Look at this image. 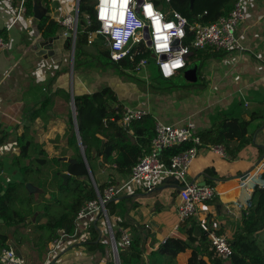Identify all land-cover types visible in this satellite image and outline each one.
Listing matches in <instances>:
<instances>
[{
	"label": "crops",
	"instance_id": "0c3cea01",
	"mask_svg": "<svg viewBox=\"0 0 264 264\" xmlns=\"http://www.w3.org/2000/svg\"><path fill=\"white\" fill-rule=\"evenodd\" d=\"M35 2L39 0H33V9ZM20 3L21 0H0V34L8 42V49L0 55V162L4 165L0 172V184L12 180L17 173L12 160L20 153L18 137L24 133L27 123L35 124L41 120L46 126L56 124L62 114L57 109L68 107L72 112L73 96L90 95L109 87L123 108H143L155 119V123L165 125L178 126L192 121L200 135L218 128L232 117L240 116L244 122L242 137H246L247 141L245 144L237 140L230 143L237 158L225 159L204 147L189 170L186 181L211 185L215 197L199 207L197 215L187 223L184 231V223L176 230L177 187L166 184L153 192L134 191L127 186L130 177L118 180L116 184L122 188L118 198L124 195L131 201L127 202L131 210L124 222L126 226L120 228L128 229L133 240L140 238L144 258L142 264H149V258L170 238L186 241V231H190L192 226H199L202 232L207 229L217 231L232 241L243 220V210L237 203L248 204L255 187H262L264 183L261 178L264 173V0H243L248 19L239 27L237 34L246 51L212 52L207 49L192 52L187 58L185 70L169 80L163 79L159 73L154 83L146 82L145 94L134 83L132 76L135 73L120 75L114 66H105L99 60L101 55L97 48L102 46L95 44L101 42L99 37L94 44L83 48L75 68V58L74 63L72 61L73 33L63 26L62 20L68 15L75 16L78 0L44 1L43 7L48 10L44 17H49L60 27L59 33L51 38L43 36L39 20L35 19L34 11L33 14L28 12L26 4V12L19 14ZM85 17L80 21L81 27L86 26ZM188 68L192 70L187 72ZM38 70L39 77L36 75ZM143 72L144 77H149L148 69ZM185 74L194 80L187 82L191 92L185 88L172 93L168 87L162 86L178 77L184 79ZM58 91L70 94L69 104L61 99L44 118L30 119L31 110L38 109L46 97ZM119 104L113 103L112 107L116 108ZM62 117L65 118L64 115ZM68 118L65 122L66 138ZM127 134L136 142L134 131ZM39 144L50 157L53 156L43 142ZM62 148H56L55 154ZM98 177L107 182L111 179L103 171L98 172ZM38 216L39 213L35 220L33 216L30 221H34L30 224L34 225V236L29 234L31 226L25 236L18 232V227L8 229L0 226V233H7L9 246L23 264H114L110 234L104 224L97 229L99 235L92 230L89 232V240L81 237L75 242L64 240L57 248L56 239L52 240L40 252L43 253L41 261L32 259L30 252L21 250V253L18 246L24 249L26 239L35 244L33 248L38 252V239L42 234L35 225ZM114 218L121 221L116 215ZM46 220L41 218L39 222L45 223ZM63 231H59V236ZM86 231L81 226L83 235ZM19 239L23 240L22 245ZM94 244L96 246H92ZM84 247L95 249V252L87 254ZM53 248L55 253L49 256ZM189 256L190 251H187L172 261L164 259L158 263L180 264L184 260L186 264Z\"/></svg>",
	"mask_w": 264,
	"mask_h": 264
},
{
	"label": "trees",
	"instance_id": "16d2710c",
	"mask_svg": "<svg viewBox=\"0 0 264 264\" xmlns=\"http://www.w3.org/2000/svg\"><path fill=\"white\" fill-rule=\"evenodd\" d=\"M238 1L195 0L193 8H191V0H172L169 5L181 13L190 25H194L196 23H214L221 17L229 15ZM156 4L159 7L162 6L160 2H156ZM26 5L28 12L33 14V0H27ZM95 13L96 0H80L79 20L82 21L86 15H89L92 25L81 27L79 24L75 68L78 66V58L83 48L89 46L90 33L96 32L100 28ZM39 26L45 38L54 37L60 31L58 24L51 21L49 17H44L39 21ZM99 38L98 41H104V37ZM194 39L195 34L188 29L186 43L190 44ZM97 51L101 55L99 60L105 66H114L120 75L130 76L133 73L134 64L128 60L116 63L111 59L110 49L101 47L97 48ZM192 52L198 51L192 49ZM61 99L64 100L65 104H69L70 94L58 91L51 94L50 97H46L38 109L31 110L30 119L44 118ZM74 101L79 133L87 162L97 188L103 192L110 184H117L119 183L118 180H126L130 177L132 168L139 159L150 153V142L156 134L155 119L148 115L133 125L132 133L134 131V136L137 137L136 142H133L132 138L119 125L123 114V105L118 103L117 95L111 88L105 87L90 95L75 96ZM113 103L119 105L114 108L112 107ZM243 124V119L240 116L224 121L218 128L200 135L203 145L224 146L229 159L230 157L231 159L237 158L236 152L230 148V143L233 140L240 141V144L246 143L247 138L242 137ZM66 136L72 154L68 156L67 149L62 148L60 154L50 157L47 150L30 133V125L25 127L24 133L18 137L17 142L20 153L12 160V165L17 168V173L12 180L3 185L0 184V221H2L0 226L8 229L18 227V232L25 236L32 223L30 222L32 217L39 213L35 225H37L36 229L44 234L40 240L44 241L45 246L59 237L60 230L73 234L77 227L76 220L80 209L86 202L97 198L95 186L77 142L71 111ZM193 146L194 144L189 142L169 149L165 152V162L169 164L172 157L189 150ZM63 157H68L69 160H75L77 163L64 162L61 159ZM3 166L0 162V172ZM101 171L111 177L109 182L98 177V172ZM64 173L72 175L67 184H64V180L61 178V174ZM261 178L264 181V173ZM27 184H31L37 191L30 192ZM59 193H65L66 199L69 198L70 194V199L65 202L63 198L57 195ZM50 195H54L53 199L50 198ZM128 201H130L129 198L121 195L108 206L110 218L115 215L121 218L118 223L111 219L117 242L120 237L119 228L126 226L124 222L128 219L131 210ZM52 202L63 207L64 212L54 215L51 210ZM250 203L252 206L249 214L243 217L239 232L230 241L233 250L230 264H264V250L259 244V234L264 231V183L262 187H255ZM136 206L137 204L133 205V207ZM41 218H46V222L40 223ZM190 221L182 225L183 231ZM91 230L93 233L98 232L95 226H91L90 232ZM46 232L48 233L45 235ZM186 235V241L170 238L149 258V264H159L158 261L164 259L172 261L187 251H190V256L186 264H223L215 249L206 240L204 231L201 236L197 237L194 235V227L192 226L190 231H186ZM18 242L20 245L23 244L21 239ZM3 248H11L8 244L7 233H0V250ZM119 255L121 262L124 258L122 264H131L132 262L142 264L144 258L140 238H134L129 251L124 252L119 248Z\"/></svg>",
	"mask_w": 264,
	"mask_h": 264
},
{
	"label": "built area",
	"instance_id": "2783aa9c",
	"mask_svg": "<svg viewBox=\"0 0 264 264\" xmlns=\"http://www.w3.org/2000/svg\"><path fill=\"white\" fill-rule=\"evenodd\" d=\"M100 0H96V20L100 24V28L89 35V44H94L98 37H104V41L95 43L98 46H106L111 51V59L119 63L123 60H128L134 64L133 73H141L148 69L151 60L156 62L160 76L163 79L169 80L174 78L180 72L187 68V58L191 54L192 49L197 51L210 50L212 52L223 51H238L243 52L246 49L242 46L240 36L237 34L239 27L248 19V15L244 10L243 0L235 3L231 13L227 16L221 17L214 23L201 24L196 23L190 25L188 20L179 12L172 10L169 13L164 12L156 2L171 3L172 0H147L154 6V10L163 14L162 23L174 22L176 28H181L184 32L182 39L175 36H170L169 51L162 50L159 54L156 51L155 44L157 41L154 39V29L150 19L144 15L143 5L146 0H130L128 5V13H126L125 24L112 25V29L105 32L102 27V22L98 19L97 5ZM19 14L26 12V0H21ZM86 26L92 25V20L89 15L85 17ZM131 23V27H129ZM63 26L68 31L74 34V39L77 38V30L80 24L78 8L75 16L68 15L62 20ZM119 27L122 31H131L132 35L127 37L126 43L119 49L113 47L116 41L112 37V31ZM149 31V38L146 37L145 29ZM195 34V39L192 43H186L187 30ZM172 29L171 31H175ZM163 43V41H160ZM8 49L7 39L0 34V55ZM182 49L186 51L180 55ZM116 52L120 59H113L112 53ZM179 56L183 61V66L178 69H172L173 74L170 77H165L162 69L163 63H168ZM149 113L143 108L124 107L122 118L119 125L126 133L132 132L133 125L148 116ZM155 137L151 140V151L144 155L136 165L132 168V174L127 184L129 189L134 191L153 192L156 188L166 185V180H177L178 186V205L177 215L178 223L176 230L180 226L194 218L198 209L202 204L213 200L215 191L211 185H202L197 182L189 183L186 181L189 170L199 156L202 148H208L210 151L216 153L222 158H229L224 146H204L197 125L188 121L183 125H165L161 122L155 124ZM193 143L194 146L189 150L182 152L171 158L170 163L165 162V152L171 148L181 146L185 143ZM263 186V184H262ZM97 198L88 201L80 209L77 215V227L73 234L66 231L61 232L60 236L55 240V248L60 246L64 240L75 242L80 237L81 239H88L91 226L100 228V223L106 225L111 239L112 254L114 264H122L119 248L122 251H129L132 246V235L128 229L119 228V242L117 248L113 246V238L111 225L112 221L109 216L108 206L114 202L120 195L122 188L116 184H110L103 192L96 188ZM238 207L243 210V217L249 214L252 204L237 203ZM113 222L120 220L112 219ZM111 225H110V223ZM81 226L87 231L83 235L81 233ZM113 228V227H112ZM114 232V230H113ZM81 234V235H80ZM80 235V236H79ZM206 240L215 249L218 257L224 264H230L233 250L230 246V240L227 236L207 229L205 231ZM80 239V240H81ZM116 239V238H115ZM55 248L51 249L49 256L55 253ZM11 253V255H7ZM0 264H23L22 260L17 256V253L11 248H3L0 252Z\"/></svg>",
	"mask_w": 264,
	"mask_h": 264
},
{
	"label": "rangeland",
	"instance_id": "374dc122",
	"mask_svg": "<svg viewBox=\"0 0 264 264\" xmlns=\"http://www.w3.org/2000/svg\"><path fill=\"white\" fill-rule=\"evenodd\" d=\"M162 4V9L163 11H171L172 8L169 4H167L166 2H161ZM101 46V45H100ZM102 47H105L107 48L106 46L102 45ZM190 70H192V68H188L187 69V72ZM143 73L144 72H141V73H135V75L133 74L132 78L134 80V83L137 84V86L139 87L140 91L142 94H145V84L146 82L147 83H154L153 81H156L155 78L157 77L158 78V75H159V71H158V67L156 65V62L154 60H151V63L150 65L148 66V73H149V77H144L143 76ZM179 78V77H178ZM175 78L173 79V81L171 80V82L169 83H166V84H163L162 82V86L163 87H168L169 88V91H171L172 93L173 92H176L178 90H184L185 88H187L190 92L192 91L191 90V87H187V82H191V81H194L193 79L191 78H187L186 74L184 75V79L182 78ZM59 113H62L61 114V117H60V120L59 121H55L56 124H50L48 126H46L41 120L36 122L35 124H30V123H27V126L30 125V133L33 135V137L35 138V140L40 143V142H43L44 145L46 146V148L48 149V151L50 152V154H52L53 156L54 155H58L60 154L61 152L56 153V148H61L63 147L64 149H67V153H68V156H70L72 154V150H68V144H67V138L65 137V122L67 120V118L69 117V109L68 107H66V109H63V108H59L57 109ZM65 116L62 117V116ZM24 126H26V124H24ZM23 126V127H24ZM26 163H28V161H26ZM60 183V181H58ZM59 197L63 198V200L65 202H67L66 200H69L70 199V194H69V198L66 199V194L65 193H59L57 194ZM54 197V195H50V198ZM53 205H52V213L54 215H59L61 213L64 212V208L63 207H60V205L58 203H55V202H52ZM55 204V205H54ZM45 220H42L41 222H43ZM32 222H34L32 220ZM101 224V223H100ZM103 226V224H101ZM30 232L29 234L32 236H34L36 233L34 231V228L33 226L34 225H30ZM48 232L45 233V235L47 234ZM98 235L100 234V232L98 231L97 232ZM44 234H41L40 236H43ZM46 237V236H45ZM34 238H32L31 240H33ZM264 232H262L260 234V237H259V244L261 246V248L264 250ZM28 240V242H27ZM36 239H34L35 241ZM86 240H89L86 239ZM38 244H37V249H38V252L33 248L35 247L34 243H32V241H30V239H26L25 240V244H24V249L23 247L21 248V246H18L20 252L22 253L21 250L23 251H26L27 253L30 252V255L32 256V259H36L38 261H41V259L43 258L41 255L43 253L40 254V252L43 251L44 247H45V244H44V241L40 240V238L38 239ZM118 242H119V239H118ZM14 246V245H13ZM92 246H96V245H92ZM16 247V246H15ZM85 248V249H84ZM83 249L86 250V253L87 254H90L92 252H95V249L93 251V249L89 250L88 248L84 247ZM31 249V251H30ZM40 249V250H39ZM124 261V258L122 259V263ZM143 263V262H142ZM185 261L184 260H181L180 264H184ZM131 264H134L133 262ZM148 264V263H146ZM224 264V262H223Z\"/></svg>",
	"mask_w": 264,
	"mask_h": 264
},
{
	"label": "clouds",
	"instance_id": "9594fccd",
	"mask_svg": "<svg viewBox=\"0 0 264 264\" xmlns=\"http://www.w3.org/2000/svg\"><path fill=\"white\" fill-rule=\"evenodd\" d=\"M130 0H100L97 5L98 9V19L102 22V27L105 32H108L112 29V25H123L125 24L126 13H128V5ZM144 15L147 19L151 20L152 27L154 29L153 35L155 41V48L157 53L159 54L162 50L169 51V39L170 36H175L177 38L182 39L184 36V32L181 28H176L174 22L162 23L163 14L158 13L154 10V6L151 3H148L147 0L143 5ZM129 27H131V23H129ZM176 29L175 31H171L172 29ZM132 35L131 31H122L119 27L112 31V37L116 41L113 45L114 48L119 49L123 46L127 41V37ZM163 41V43H160ZM186 50L182 49L180 55H182ZM113 59H120V56L117 55L116 52L112 53ZM183 66L182 59L177 56L176 59L171 60L168 63L162 64V69L164 71L165 77H170L173 72L172 69H178ZM37 77L40 76L39 70L36 73ZM7 255H11L8 253Z\"/></svg>",
	"mask_w": 264,
	"mask_h": 264
},
{
	"label": "water",
	"instance_id": "95a60500",
	"mask_svg": "<svg viewBox=\"0 0 264 264\" xmlns=\"http://www.w3.org/2000/svg\"><path fill=\"white\" fill-rule=\"evenodd\" d=\"M45 0H39V2H35L34 3V17L35 19L41 21L43 19L44 16L47 15L48 13V10L46 8L43 7V2ZM194 1L195 0H191V8H193V5H194ZM56 2H54L55 4ZM79 6H80V0H78V13H79ZM84 22H82L83 24ZM145 33H146V37L149 38V31L148 29L146 28L145 29ZM73 37H74V34H72ZM75 50H76V40L74 39V44H73V58H72V61L74 63V58H75ZM72 112H73V116H74V126H75V132H76V136H77V139H78V142H79V146L81 148V152H82V155H83V159L85 161V164L89 170V174H90V178L93 182V185L97 188V185H96V182H95V179L93 177V174L91 173L90 171V168H89V164L87 162V157H86V154H85V149L84 147L82 146V141H81V136H80V133H79V128H78V123H77V112H76V106H75V101H74V96L72 97ZM64 162H72V163H77V161L75 160H69L68 157H63L61 158ZM61 178L64 180V184H67V181L69 179L72 178V175L70 173H64V174H61ZM166 184H169L171 186H175L178 188L179 186V182L177 180L175 181H172V180H166L165 181ZM202 185H206V183L202 184ZM27 188L30 192H35L37 191V189L35 187H33L31 184H27ZM36 218V215L33 217V220H35ZM110 223V222H109ZM111 225V223H110ZM111 231H112V235L114 236V232H113V228H112V225H111ZM202 230L199 226H196L194 228V235L199 237L202 235ZM113 246L114 248H117V242H116V239H115V236L113 238Z\"/></svg>",
	"mask_w": 264,
	"mask_h": 264
},
{
	"label": "flooded vegetation",
	"instance_id": "af4514ba",
	"mask_svg": "<svg viewBox=\"0 0 264 264\" xmlns=\"http://www.w3.org/2000/svg\"><path fill=\"white\" fill-rule=\"evenodd\" d=\"M44 3V2H43Z\"/></svg>",
	"mask_w": 264,
	"mask_h": 264
}]
</instances>
